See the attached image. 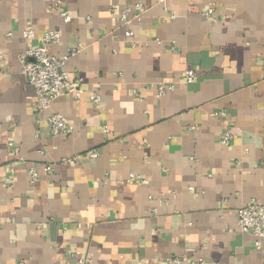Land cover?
<instances>
[{
    "label": "crops",
    "instance_id": "crops-1",
    "mask_svg": "<svg viewBox=\"0 0 264 264\" xmlns=\"http://www.w3.org/2000/svg\"><path fill=\"white\" fill-rule=\"evenodd\" d=\"M138 2L145 18L128 39L110 8ZM49 29L61 34L49 46L58 56L82 45L67 62L81 95L36 112L20 56ZM170 80L158 97L152 86ZM53 112L72 134L52 136ZM9 142L23 158L12 188ZM44 163L54 173L32 182L29 166ZM252 199L264 203V0H0V264H78L76 251L87 264H264V238L257 247L237 224Z\"/></svg>",
    "mask_w": 264,
    "mask_h": 264
},
{
    "label": "built area",
    "instance_id": "built-area-1",
    "mask_svg": "<svg viewBox=\"0 0 264 264\" xmlns=\"http://www.w3.org/2000/svg\"><path fill=\"white\" fill-rule=\"evenodd\" d=\"M165 3L166 0H158ZM61 5V0H55V7ZM110 11L117 16L118 20L124 26V34L130 39L134 36L133 25L135 22H142L145 18L146 6L141 3H135L123 7L111 6ZM206 18L214 19V8L210 6L206 10ZM60 16L65 20H70L71 16L67 11H61ZM177 15L169 13L167 19L175 20ZM165 20V19H164ZM24 35L28 39L34 38V30L28 28ZM61 39V34L58 30L49 29L44 32L41 41L38 45L32 46L23 52L20 56L23 73L27 76L29 84L33 88L32 105L36 112H41L49 108L56 99L66 94H71L75 99L81 95V85L83 78L80 75H73L67 69L69 58L77 54L81 50V43L76 47H72L63 56H58L52 53L49 49L50 44L56 43ZM135 46L136 41H131ZM174 49V45L172 46ZM196 72L193 68H188L185 71L184 79L187 83L195 81ZM176 86L175 81H161L153 85L156 90V95L161 97L167 92L173 90ZM93 103L101 101V95L94 93L90 96ZM212 116L225 120L228 113L225 110H216L212 112ZM48 127L52 136L70 135L74 132V126L69 122L67 117L60 112H53L48 118ZM195 126H190L194 129ZM107 131V130H106ZM234 139V132L231 126H227L224 130L220 142L224 145H229ZM9 148L12 154L17 156V162L8 166V173L5 178V183L9 188L14 186V177L18 164L23 162L20 155L21 150L15 142H9ZM86 155L91 159H96L99 156L97 150H90ZM81 154H76L70 157H64L61 160L62 164L79 162L82 159ZM32 182H36L42 173L52 175L55 170V165L44 163L42 165L31 164L28 168ZM135 179V175H130V180ZM192 189V187H191ZM151 198V197H150ZM153 211L157 212L158 208L153 207ZM238 228L245 233H251L256 237V246L261 247L264 238V203L257 200H250L237 211ZM77 259L78 264H87L90 260L82 257L79 251L72 254ZM205 259H196L186 255H176L167 257L164 264H206Z\"/></svg>",
    "mask_w": 264,
    "mask_h": 264
}]
</instances>
